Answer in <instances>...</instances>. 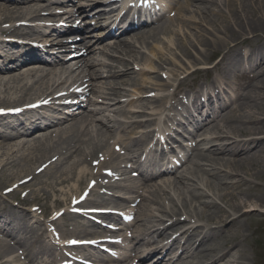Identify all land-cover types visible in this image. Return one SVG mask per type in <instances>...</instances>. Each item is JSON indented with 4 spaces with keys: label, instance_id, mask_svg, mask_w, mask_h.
<instances>
[{
    "label": "bare ground",
    "instance_id": "obj_1",
    "mask_svg": "<svg viewBox=\"0 0 264 264\" xmlns=\"http://www.w3.org/2000/svg\"><path fill=\"white\" fill-rule=\"evenodd\" d=\"M70 2L72 0H67L68 7ZM80 5L83 7L76 12L64 13L67 22H72L76 14L77 17L86 16L84 14L91 5L84 2ZM31 6L37 8L43 5L37 2ZM23 7L0 1V36L16 35L24 39L42 36L46 29H50V27H44L45 20L57 21L54 20L57 19L55 14L51 19L45 16L48 12L44 10L31 14L30 10ZM181 10L186 12L184 18L178 17ZM106 14L104 8H98L89 20H86L85 23L88 24H85L83 28H88L90 19H97L93 27L101 25L100 21L105 20ZM176 16L177 18L170 19L173 27L177 28V24L183 23L186 29L194 28L195 38L193 39L192 34L186 30L180 34V28L177 32L169 26L163 29L162 24L157 31L136 41V43H146L151 39V42L145 44L152 47L151 55L135 51L128 54L127 58L116 57L115 59H119L116 60V65H104V68L107 67L105 70L108 76L113 78L111 81H106L107 79L100 75L99 71L103 67L96 68L97 61L74 68L70 65L72 60H67L54 64L47 72L37 74L38 77L50 74L53 80L51 82L42 81L38 85L27 86L30 83L28 78L23 80L14 78L11 81L15 84L14 88L7 89L5 82H0V108L22 107L37 100L52 98L58 87L67 85L69 87L77 81L83 84L86 78L89 83L88 91L93 94L92 98L87 97L84 101L69 106L72 108V113L68 115L67 123H69L63 130V134L73 131L69 137L60 136L56 140H39L37 145L33 144L21 150L4 149L5 144L0 141V189L12 182L18 183L24 177H30L29 182H31L46 177L48 172H54L50 181L42 180L39 183L42 184L43 190L45 186L51 189L50 194L45 190V198H52L53 206H64L68 216L77 218L80 230L92 232L83 222L80 225L81 216L70 212L72 206L66 204L70 193H64L65 196L61 198L57 197V194L61 192L59 186L71 181V193L77 192L86 179H96L95 186H104L105 184L98 179L99 170L94 172L92 168L84 167L89 159L95 160L103 156L105 157V161L101 163L103 169H111L116 175H121L127 173V168L131 169L133 163L140 174L146 177L147 173L142 167L139 155L143 148L153 142L152 132L162 133L167 125L158 124L156 126L158 128L152 131H146L143 128L150 123H157L159 117L168 112L163 122L175 120V117L180 114L177 106L182 104L178 98L181 93L188 101H191L190 105L183 110V115H189L187 112L190 108L196 110L205 108L206 111H211L218 101L228 99L226 90L220 89L221 85L230 87L228 81L226 85V78L222 74L227 75L230 67L236 65L235 59H238L240 53L234 55L239 51L240 41L241 44L244 41L248 42L249 54L256 58L264 57V0H191V2L187 0L179 4ZM202 26L209 31L202 30ZM162 33L163 35L173 33L177 36L174 39L162 40L160 39ZM246 35L254 37L247 39ZM89 39L91 38L87 33L81 42ZM187 40H194L193 42L200 47L196 54L193 53V60L188 58L191 55L187 56L185 53L188 52ZM252 42L255 43L252 44ZM73 45L77 46L78 43ZM227 48L229 51L225 50ZM221 51L225 54L223 59L212 68L204 70L205 73L215 72L209 83L193 88L184 85L185 81L197 72L194 71L196 70L194 66L206 64ZM16 58L17 52L9 50L7 44L0 40V72L12 73L10 71L14 70H8L9 68H5L4 65L15 61ZM178 58L184 63L182 64ZM256 69H260L259 78H263L261 82L254 84L251 89L240 88L241 91L234 99L233 110H243L245 115L240 119L238 114H234L232 121L220 123V132L225 133L232 129L234 135L210 145L207 153L202 154L204 164L200 171L196 170V164H191V161L184 165L180 172L188 178L181 182V188H176L177 197L173 196L172 192L165 191V196L161 198L146 185L143 189L131 188V194L128 196V198L132 195L139 196L138 190L141 189L142 195L147 197L143 198V201L153 204L154 211L161 212V215H157L151 210L142 211V217L154 222L146 231L152 229V233L161 236L160 242L166 240L163 247L165 251L178 249L184 259L183 264H245L248 259L245 241L250 236L247 234L250 225L255 222H264V60L259 62ZM162 73L165 79H158ZM22 81L26 85H20ZM176 81L178 84L169 92V85ZM104 84L105 87L102 88ZM104 92L103 98L108 102L105 103L104 108L95 110H101L107 115L113 113L123 119H115L113 126L102 124L98 127L101 125L96 123L99 120L96 119L95 122L87 119L90 116L87 112L93 109L86 110L84 106L97 105V98ZM147 93H152L151 97ZM200 96H205L206 100L201 102ZM122 98L128 99L127 102L130 105L136 104L133 107L141 110L127 108L126 99ZM146 102L149 105L159 104L157 108L152 109V118H149L148 122L140 119L146 115V109H149L148 106L144 108L140 106ZM136 114H139L136 116L138 118L133 117ZM175 114L177 116H174ZM219 114L224 115V113ZM226 114L230 116L229 112ZM241 120L242 127L238 125ZM177 122L179 123L180 119ZM139 128L142 130L137 131ZM117 129L124 131L115 140V143L121 141L126 146L127 149L123 154L115 150L114 144L113 149L109 145L113 135L111 133ZM133 135L137 136L132 138ZM162 137L166 140L172 139L170 134L162 135ZM54 157L56 158L53 161ZM37 163L39 166L35 167ZM127 163L131 165L128 167ZM43 165L47 167L39 172V167ZM162 184L168 185V183H161L158 186H163ZM21 186L24 185L21 184ZM107 186L119 189L121 184L109 182ZM151 186L156 187L154 184ZM94 192L93 189L91 198L87 201L98 202V199L102 197L99 194L95 195ZM25 201L28 200L25 199ZM2 205L4 201L0 202V206ZM79 208L84 207L79 206ZM38 220L28 212L13 206L5 207L0 212V235L2 236H0V264H14V260L21 258L17 253L18 249H22V254L26 256L32 250L38 251L44 248L41 247L39 236L35 233L34 224H40ZM247 220H249V226L245 227ZM12 222H16L14 228L9 225ZM168 230H180V232L172 238ZM261 230L264 231V227ZM17 232L23 237V240L14 242L18 247L10 245L8 240L3 238L5 236L15 238ZM75 232L76 229L67 231L65 234ZM193 236L199 237L198 244H202L203 249L193 250V244L196 243H190ZM154 243L155 241H151L149 237L142 242V245L148 248Z\"/></svg>",
    "mask_w": 264,
    "mask_h": 264
},
{
    "label": "rangeland",
    "instance_id": "obj_2",
    "mask_svg": "<svg viewBox=\"0 0 264 264\" xmlns=\"http://www.w3.org/2000/svg\"><path fill=\"white\" fill-rule=\"evenodd\" d=\"M191 26H193V25H191ZM198 26H201V25H198ZM179 28H180V34H182L186 30V31H189V33L192 34L191 36H192L193 39L195 38V30H194V28H187L186 29L183 26V23H180L177 26V28H176V30L174 32H177V30H179ZM203 29L205 30L206 28L204 26H202V30ZM206 31H209V30L206 29ZM173 33L167 35L166 36V39H168V38H173L174 39L177 35H175ZM246 37H247V39H253L254 36H252V35H246ZM193 41L187 40L188 52H185L187 54V56L188 55H191L190 57H188V58H191V60H193V53L196 54L197 51H199V49H200V47H198ZM240 42H239V45H238V50L239 51L236 52L234 56H236L237 54L241 53L245 49L248 50V46H247V43L248 42L244 41L243 44H241ZM254 43L255 42H252V44H254ZM252 46H254V45H252ZM225 50H228L229 51L228 48L225 49ZM145 51L146 52H149L150 51V47H148ZM224 51H221V52H218V53L215 54V55H217V54L220 55V56H215V57H218L217 60H216L217 63L221 59H223V56L225 55L224 54ZM242 55L243 54H240V59L242 58L241 60H243L246 57V56H242ZM178 59L180 61H182L180 58H178ZM183 63L184 62L182 61V64ZM197 67H199L198 64H197V66H195V68H197ZM203 72L204 71H202V72H194L190 76V78L186 81V83L188 85H190V86L195 87V86H197L199 84H203L204 81L209 82V80L211 79V77L208 74H205ZM233 78H234V82L236 84L243 83L244 81H250V80H248V79H246L244 77L243 71L240 70L239 67H236V69H235V71L233 73ZM87 164L89 166H92V160H90ZM37 166H38V164L35 167H37ZM92 167L94 168L93 169L94 171H95V169H98L97 167L96 168L94 166H92ZM49 176H51V173L47 176V178ZM24 178H26V177H24ZM43 180H46V178L43 179ZM106 180L109 181L110 178H106ZM39 181L40 180L35 181L34 184H33V182H30L25 187H23V189H18L17 190L18 197H20V198L22 197V198L28 199V204L20 203L18 201V199L14 198V197H11V196L7 197V200L9 201V203L11 205L14 203V207L18 206L20 208L21 207L22 208L24 207V208L31 209L32 206H35V204H37L38 206H41V209L46 214H48L49 212H48L47 206L51 203V201L45 199L44 192H42L43 187H42L41 184H39L40 183ZM86 183H87V181L85 182V185L84 186H86ZM11 184H13V183H11ZM71 184H72L71 182H68V183H63L61 186H59L62 191L58 193L57 197H64L65 196L64 193H69L71 191ZM15 185L16 184H14L12 186H15ZM28 185H31V186H28ZM84 186H82L77 193H74L75 194L74 196L78 195L82 191V189L84 188ZM2 188H3V186H2ZM45 190L49 191L50 190V187L49 186L46 187ZM104 190L108 192V193H106V194L103 195L104 198L111 197L112 194H113V192L114 191H117L116 189L115 190L100 189V191H104ZM255 192L256 191H254V193ZM0 193H1V191H0ZM160 194H162V193H160ZM69 200H70V198L67 199V203H68ZM108 201L109 200H104V201H102V204H105ZM117 201H119V200H117ZM6 205H8V203H6ZM143 206L144 207H149L150 204H147L146 203ZM60 208L61 207L56 206L53 211H57ZM33 213L37 215L38 211H35ZM142 222H144V220H142ZM248 226H249V220H247L245 222V227H248ZM262 226H264V223H257V224L254 223V224L250 225V230L247 232V234H250V236H248L247 239H246V241H245V244H246L245 247L248 250V252H247L248 253L247 254L248 259H251L252 258L251 260H249V261H251L250 263H253V259H255L257 261L258 258H259L258 255H260V256L262 255V257L264 258V232L263 231H259V227H262ZM263 262H264V259H263Z\"/></svg>",
    "mask_w": 264,
    "mask_h": 264
},
{
    "label": "snow or ice",
    "instance_id": "obj_3",
    "mask_svg": "<svg viewBox=\"0 0 264 264\" xmlns=\"http://www.w3.org/2000/svg\"><path fill=\"white\" fill-rule=\"evenodd\" d=\"M72 241H70V243H71Z\"/></svg>",
    "mask_w": 264,
    "mask_h": 264
}]
</instances>
